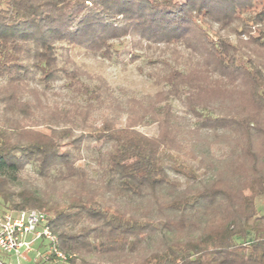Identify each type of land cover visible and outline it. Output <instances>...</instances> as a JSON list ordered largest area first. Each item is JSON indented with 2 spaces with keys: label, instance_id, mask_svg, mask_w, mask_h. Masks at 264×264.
Listing matches in <instances>:
<instances>
[{
  "label": "trees",
  "instance_id": "16d2710c",
  "mask_svg": "<svg viewBox=\"0 0 264 264\" xmlns=\"http://www.w3.org/2000/svg\"><path fill=\"white\" fill-rule=\"evenodd\" d=\"M254 1L0 0V202L42 210L71 264H264V5L237 15ZM244 20L257 38L229 36ZM221 21L214 39L206 25ZM157 45L146 63L160 89L141 99L114 96L74 55L134 61ZM59 81L68 98L51 100ZM102 139L94 177L75 162ZM38 154L44 187L22 177ZM133 199H154L152 220L124 209Z\"/></svg>",
  "mask_w": 264,
  "mask_h": 264
},
{
  "label": "rangeland",
  "instance_id": "374dc122",
  "mask_svg": "<svg viewBox=\"0 0 264 264\" xmlns=\"http://www.w3.org/2000/svg\"><path fill=\"white\" fill-rule=\"evenodd\" d=\"M180 2H184L185 0H178ZM264 5V1H254L253 4L244 9L238 10L237 15L240 18H244L254 12L258 11V9ZM194 11H199L198 8L192 6ZM202 13V12H201ZM202 18V15H200ZM206 21V19H205ZM226 21H221L214 24H207L209 35H211L214 39L219 35L225 34V30L227 29ZM237 31L230 33L229 36L237 37L240 36L242 39H247L249 37L257 38L258 31L257 29L247 21H240L237 25ZM164 46L157 45L145 48L143 51H139L140 57L131 61L129 56L126 54H122L120 58H112L108 59L101 55H93L87 54L84 52L76 51L74 53L76 60L80 64L82 70H84L89 75L101 76L108 83L113 95L119 98H127V96H134L137 99H141L145 94H153L158 91L160 88L155 86L152 83V79L147 77V73L151 72V65L146 63L147 57H157L163 54ZM168 50H165V54H169ZM53 91L60 94V96H52L51 100H66L68 98L69 92L66 88L61 86V81L57 82L53 88ZM168 100L171 102L175 112H179L181 109V105L175 99L170 98L165 95L163 101ZM104 111L96 110L93 113L95 118V125L100 126L101 117L104 115ZM125 115L120 117V123H123ZM139 130L147 135H155L157 132L156 126L151 124L140 125ZM37 129L42 130L44 132H48L43 126H38ZM91 150L84 151L82 158L78 159L75 164L82 166L88 170L89 175L96 176L94 170L97 168H101V164L104 165V157L106 155V150L109 147V143L102 139L99 141H94L90 143ZM179 150L184 154L188 153L189 147L188 143L182 141ZM212 154L215 157H221L226 153V149L219 146H212L211 148ZM41 160V154H38L34 160L27 166L25 172L22 177H26L31 180L33 183H39L41 186L44 184L41 183V179L39 178V165ZM172 174V173H171ZM44 187V186H43ZM247 192V191H246ZM53 196L60 201H67L69 196V188L67 185L62 186L60 183L57 189L54 190ZM160 199V198H159ZM154 199H150L149 201H144L140 199L127 200V205L124 209L128 212L136 215L137 217H144L150 220L153 219L156 213L155 204H153ZM0 206H5L2 202H0ZM6 207V206H5ZM256 207L259 213H264V198L257 197L256 198ZM40 210V209H39ZM42 211V210H41ZM85 223L83 218H79L76 220V228L79 229L82 224ZM27 238L29 235L26 236ZM45 243H42L41 240H37L33 244V251L25 254V258L20 260V264H71L68 261H61L57 258L44 260L42 258H38L36 260V251L42 252L45 250ZM0 258L7 260L10 264H16L15 258L13 255L9 257L0 256ZM79 264V261L76 263Z\"/></svg>",
  "mask_w": 264,
  "mask_h": 264
},
{
  "label": "built area",
  "instance_id": "2783aa9c",
  "mask_svg": "<svg viewBox=\"0 0 264 264\" xmlns=\"http://www.w3.org/2000/svg\"><path fill=\"white\" fill-rule=\"evenodd\" d=\"M37 240L45 243L46 249L42 252L36 251V260L40 257L46 261L51 255L61 261L67 259L57 248V236L50 230L44 212L0 206V256L13 255L16 264H20L25 254L33 251V244Z\"/></svg>",
  "mask_w": 264,
  "mask_h": 264
}]
</instances>
